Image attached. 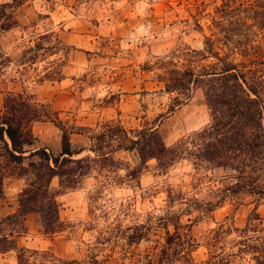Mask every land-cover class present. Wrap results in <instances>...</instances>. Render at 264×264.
<instances>
[{
	"label": "rangeland",
	"instance_id": "1",
	"mask_svg": "<svg viewBox=\"0 0 264 264\" xmlns=\"http://www.w3.org/2000/svg\"><path fill=\"white\" fill-rule=\"evenodd\" d=\"M5 2L12 0H0V4ZM220 4L221 0H27L15 11L20 25L0 32V47L11 58L0 79V113L8 91H26L49 103L63 120L79 125L95 128L105 121L121 120L128 129H141L157 122L165 143L172 146L205 127L210 111L198 87L171 111L176 94L164 90L162 63L215 60L207 51L211 44L207 38L215 39L213 18ZM47 32L53 34L51 49L29 60L32 53L26 49ZM246 32L249 54L234 57L237 61L251 59L262 69L264 29ZM218 47L222 46L215 42L213 48ZM194 50H203L207 57L202 59ZM33 132L38 137L35 146L60 151L61 132L53 123L36 122ZM71 138L75 146L90 145L87 134ZM113 156L117 169L98 163L77 189L59 195L64 227L54 236L60 237L53 243V235L48 234L43 243L48 249L41 244L30 247L49 251V264H75L69 262L89 257L98 259V264H146L157 244L165 240L166 229L159 218L168 209V189L181 191L201 204L216 200L211 192L215 189L211 168L197 170L192 161L181 159L161 171L152 159L136 172L137 152L119 150ZM53 186H58L57 178ZM179 207L175 203L171 210ZM254 208L264 217V197L245 195L228 199L198 218L197 210L182 216L183 223L192 224L190 232L198 243L193 256L210 258L215 252L211 251L213 230L221 223L225 228L233 224V232L223 236L217 252L233 253L232 264H253L249 256L244 258L232 250H237L235 228L245 226ZM38 219L41 221L40 214ZM137 223L151 225L148 236L139 244L128 245L121 230ZM42 256V252L35 254L38 261Z\"/></svg>",
	"mask_w": 264,
	"mask_h": 264
},
{
	"label": "trees",
	"instance_id": "2",
	"mask_svg": "<svg viewBox=\"0 0 264 264\" xmlns=\"http://www.w3.org/2000/svg\"><path fill=\"white\" fill-rule=\"evenodd\" d=\"M26 1L0 4V32L20 25L15 11ZM261 2L221 0L213 18L215 39L207 38L211 43L207 51L215 59L213 62L191 60L179 65L174 59L163 61L160 80L166 92L176 94L171 111L189 99L196 87L203 90L210 111V122L205 127L172 146L165 143L157 122L141 129H128L121 120H109L93 128L63 120L60 112L54 111L49 103L37 100L33 94L8 91L0 113V198L4 195L6 177L22 178L25 185L18 195L17 211L0 217V254L14 250L19 264H49V251L18 243V238L28 232L27 215L39 213L44 231L49 235L61 232L64 223L60 218L59 195L77 189L98 163L103 168L117 169L113 155L125 150L137 152L140 162L135 167L136 172L152 159L157 160L161 171L181 159H188L197 170L206 166L213 173L222 172L221 175L211 174L215 188L211 192L216 200L206 204L186 197L181 191L168 189V209L166 215L159 218L166 229L165 240L157 244L146 264H232L233 253L217 251L219 241L233 232V224L225 228V223H221L214 229L211 251L215 252L206 260H197L193 256L198 243L190 232L192 224L183 223L182 216L197 210L198 218L213 212L228 199L245 195L264 197V68L255 67L251 59L237 61L234 57L235 54H249L246 30L264 29V1ZM52 37V32L39 34L26 49L32 53L29 60H35L40 51L51 49ZM56 40L59 45L60 41ZM45 41L48 42L46 46ZM215 42L222 47L214 49ZM221 48H225V52L221 53ZM193 53L202 59L207 57L203 50ZM10 62V56L0 47V79ZM36 122H51L58 127L61 132L59 152L45 145L35 146L38 137L33 132V124ZM73 134H87L90 145L75 146ZM55 178L58 179L57 187L53 186ZM175 203L180 204L178 211L171 210ZM150 227V224L137 223L121 230L125 231L126 244L142 242ZM235 230L237 250L232 251L244 258L249 256L253 264H264V217L257 208L252 210L245 226ZM39 252L43 258L38 261L35 254ZM69 263L98 264L99 261L89 257Z\"/></svg>",
	"mask_w": 264,
	"mask_h": 264
},
{
	"label": "crops",
	"instance_id": "3",
	"mask_svg": "<svg viewBox=\"0 0 264 264\" xmlns=\"http://www.w3.org/2000/svg\"><path fill=\"white\" fill-rule=\"evenodd\" d=\"M59 144H57L58 149L61 148V146H58ZM23 188L24 180L22 178L6 177L4 179V195L0 198V216H4L17 211L19 207L18 195ZM38 218V213H30L27 215L26 224L28 227V232L27 234L22 235L18 238V243L20 246H27L30 248L36 244H41L42 247L46 249L49 248L43 245V243L47 242L48 234L45 233L42 222ZM59 237L53 235V238L50 237V239L53 243H55V240H57V238ZM0 264H19L17 259V252L11 250L5 253H1Z\"/></svg>",
	"mask_w": 264,
	"mask_h": 264
}]
</instances>
